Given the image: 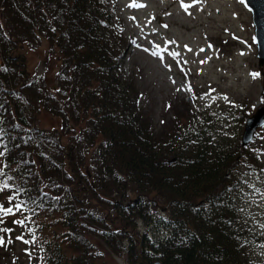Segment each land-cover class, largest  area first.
<instances>
[{
  "label": "trees",
  "instance_id": "16d2710c",
  "mask_svg": "<svg viewBox=\"0 0 264 264\" xmlns=\"http://www.w3.org/2000/svg\"><path fill=\"white\" fill-rule=\"evenodd\" d=\"M117 22L107 0H0V182L24 218L57 211L66 228L41 261L96 264L90 230L129 264H260L239 208L242 144L202 112L152 126ZM43 35L59 57L49 87L27 68ZM41 110L58 125L34 121Z\"/></svg>",
  "mask_w": 264,
  "mask_h": 264
},
{
  "label": "rangeland",
  "instance_id": "374dc122",
  "mask_svg": "<svg viewBox=\"0 0 264 264\" xmlns=\"http://www.w3.org/2000/svg\"><path fill=\"white\" fill-rule=\"evenodd\" d=\"M183 2L193 4V0ZM107 3L118 21L114 28L117 31L121 27L125 39L126 51L119 63L124 71L134 74L142 114L152 126L167 128L171 122L185 121L183 112H202L205 121L210 120L213 134L240 143L245 116L264 101V78L260 71H264V61L259 63L257 57L251 14L239 0H203L187 12L180 0ZM133 3L144 7L130 6ZM47 44L43 35L26 52L27 68L49 87L54 85L59 57L54 50L47 52ZM173 52L178 55L174 57ZM251 73L259 75L254 79ZM195 114L197 120H203L202 115ZM34 121L41 126L60 122L48 110H41ZM240 150L244 155L235 165L237 174L244 176L238 185L239 208L252 230L256 259L264 264V122L255 129L252 139L242 143ZM62 173L59 176L65 181ZM9 195L7 188L0 191V205L13 209V214H0V264H43V243L54 235L61 238L66 228L57 211L40 210L24 218L13 207ZM139 223L145 227L142 221ZM87 235L103 251L91 257L96 264H129L124 252H112L102 237L90 230Z\"/></svg>",
  "mask_w": 264,
  "mask_h": 264
},
{
  "label": "water",
  "instance_id": "95a60500",
  "mask_svg": "<svg viewBox=\"0 0 264 264\" xmlns=\"http://www.w3.org/2000/svg\"><path fill=\"white\" fill-rule=\"evenodd\" d=\"M253 11L252 14V23L254 24V35L257 39L264 38V32H261L256 26V22L260 19L262 15H264V4L253 2L251 5ZM256 44V43H255ZM257 46V44H256ZM257 57H259V63L264 61V49L257 47ZM263 78H264V71H263ZM244 126L241 131V140L240 143H246L252 138L253 131L258 125L263 124L264 122V103L258 106L251 115L247 116L244 121Z\"/></svg>",
  "mask_w": 264,
  "mask_h": 264
},
{
  "label": "snow or ice",
  "instance_id": "6c2138e0",
  "mask_svg": "<svg viewBox=\"0 0 264 264\" xmlns=\"http://www.w3.org/2000/svg\"><path fill=\"white\" fill-rule=\"evenodd\" d=\"M203 2V0H193V4H185L183 2V0H180V3H181V7L187 12L188 9L190 7H193L194 4L196 3H201ZM239 2L249 11H253V8L251 7V5L253 4L254 0H239ZM255 2L257 3H262L264 4V0H255ZM132 7H144V5H139V4H136V3H133L132 5H130ZM191 14V13H189ZM255 26L261 31V32H264V15H262L260 17V19L256 22ZM164 27H167V25H164ZM253 42L257 44V47L258 48H262L264 49V38H261V39H257V37H253ZM174 43V42H172ZM246 43V42H245ZM187 47V46H185ZM212 45H209V48H211ZM188 51H192L191 49H188ZM201 52L205 51V49H200ZM153 55L155 56H158L159 53L158 52H153L152 53ZM241 55H244L245 53L241 52L240 53ZM171 55H173L174 57L178 55V53H171ZM210 59V58H209ZM207 61H201V63H206ZM250 75H252V77L255 79L259 73H251ZM179 90V89H178ZM189 91H190V88H189ZM214 91V90H213ZM226 99V97H225ZM264 102V101H262ZM2 171H0V175H2ZM8 188V184L6 182H0V191H3L4 189ZM11 199V198H10ZM16 209L19 210L20 208V205L17 204L16 206ZM0 214H3V215H9V214H13V209L12 208H7L5 209L2 205H0ZM17 223H20L19 221H16ZM19 239V237H18ZM3 241L0 240V244H2Z\"/></svg>",
  "mask_w": 264,
  "mask_h": 264
}]
</instances>
